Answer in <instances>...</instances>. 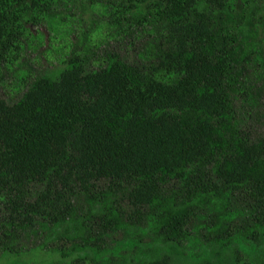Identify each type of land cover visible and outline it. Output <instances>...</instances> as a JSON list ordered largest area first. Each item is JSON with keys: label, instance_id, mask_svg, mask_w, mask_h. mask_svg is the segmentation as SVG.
Instances as JSON below:
<instances>
[{"label": "trees", "instance_id": "1", "mask_svg": "<svg viewBox=\"0 0 264 264\" xmlns=\"http://www.w3.org/2000/svg\"><path fill=\"white\" fill-rule=\"evenodd\" d=\"M116 4L128 16L110 26ZM85 10L98 18L81 29ZM260 12L0 0V264H167L162 248L193 242L215 249L201 264H244L238 245L264 264Z\"/></svg>", "mask_w": 264, "mask_h": 264}, {"label": "rangeland", "instance_id": "2", "mask_svg": "<svg viewBox=\"0 0 264 264\" xmlns=\"http://www.w3.org/2000/svg\"><path fill=\"white\" fill-rule=\"evenodd\" d=\"M205 1V0H204ZM250 2V4H254L258 7H260V10L262 13L264 10V0H248ZM119 5V4H116ZM201 6L203 7V4H201ZM205 7V5H204ZM204 7L202 9H204ZM200 9V10H202ZM115 10V11H114ZM128 13V9H125L123 6L119 5V6H115V7H111L108 12H105L103 15V19H106V16L109 17V24L111 26V23L114 22L115 18L117 17L116 15H124V16H128L126 15ZM83 20H81L79 27L81 29H85L88 26H92V22L94 19L98 18V15H92L90 13L89 10H85L84 15L82 16ZM105 21V20H104ZM104 21L98 22L97 21V25L96 27H98L100 32H107V33H112L109 29H107L108 27L105 25ZM246 26V25H245ZM244 26V28H245ZM138 36V34L135 36H132V38H136ZM259 47H263L264 49V32H260V30L258 31V36L256 39H254L253 41H251L249 43L248 46V52L249 55L247 57V66L248 68H251L249 66H252V60H253V55L257 56L259 54L258 51H260ZM60 68V66H59ZM31 73L30 70H23L20 74V76H17V80H15L12 85L14 87V89H19L23 87V83L20 79L28 76ZM215 251L214 247H210V246H203L202 244H199L197 242H193L190 243L187 246V249L185 250L186 254L183 256H178L175 254H169V250H165L164 248H162L158 253L157 256L155 258H153L154 260H165L167 262V264H201L202 261H210L212 260V258L214 257L212 254ZM233 253L236 255V257L239 259V263H246V259L247 256H245V253H248V251L245 249L244 246L242 245H238L237 248L235 250H233V252H229L228 257L232 258L233 257ZM129 252H127L126 258H127V264H133L132 259L130 260V255ZM256 255V252L253 251L251 254V257H254ZM50 258L46 259L44 262L47 263L49 262ZM5 263H7V261H5ZM22 264V262H20ZM11 264V263H10ZM13 264V263H12ZM25 264V263H24ZM29 264H39V263H29Z\"/></svg>", "mask_w": 264, "mask_h": 264}]
</instances>
